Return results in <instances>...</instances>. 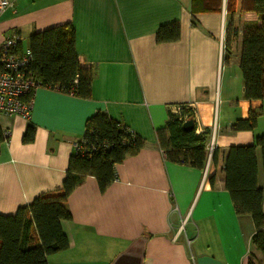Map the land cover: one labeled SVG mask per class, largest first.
<instances>
[{
	"label": "crops",
	"instance_id": "1",
	"mask_svg": "<svg viewBox=\"0 0 264 264\" xmlns=\"http://www.w3.org/2000/svg\"><path fill=\"white\" fill-rule=\"evenodd\" d=\"M12 1L0 14V41L19 34L24 50L32 32L71 23L79 62L93 77L88 99L39 87L28 116H0L9 134L0 144V213L61 185L95 111L144 140L115 165L117 178L104 192L87 175L69 194L71 219L60 222L69 246L48 264H247L249 253L264 264L250 242L253 222L235 213L223 172L230 146L264 134V99L244 97L239 66L243 28L260 24L261 15L229 12L227 0L194 13L192 0ZM174 21L179 39L157 43L158 28ZM179 104L194 106L195 132L208 131L207 145H214L216 159L203 169L167 160L158 145L155 130ZM257 105L262 113L253 130L231 129ZM29 124L34 139L24 143ZM256 156L264 186L259 148Z\"/></svg>",
	"mask_w": 264,
	"mask_h": 264
},
{
	"label": "trees",
	"instance_id": "2",
	"mask_svg": "<svg viewBox=\"0 0 264 264\" xmlns=\"http://www.w3.org/2000/svg\"><path fill=\"white\" fill-rule=\"evenodd\" d=\"M219 0H192L191 12L219 9ZM261 15L260 24L243 28L239 66L243 76L244 97L249 101L264 99V0H227L229 12L238 9ZM194 23V21H193ZM177 21L161 25L156 31L157 43L179 39ZM226 46V45H225ZM31 52L30 68L42 87L56 88L82 99L91 97L93 70L80 64L75 49V32L71 23L32 32L28 37ZM182 105L180 115L170 113L165 125L155 130L159 147L167 160L203 169L208 160V131L196 133L182 128V123L194 117V109ZM262 113L261 105L249 109L245 119L237 120L231 129L253 130ZM33 125H28L24 143L32 142ZM8 131L0 125V144L8 139ZM144 140L126 125L101 110L85 121L84 131L69 156L61 185L40 193L12 214L0 213V264H48V256L69 246L61 228L62 220H70L66 202L69 194L87 175L93 176L104 192L116 178L115 165L135 155ZM260 149L264 178V134L252 143L232 145L224 156V186L231 198L235 213L251 218L254 232L251 245L264 256V215L262 198L264 186L258 183L256 150ZM215 150L210 159L215 161ZM214 176H211V180ZM249 253L247 264H254Z\"/></svg>",
	"mask_w": 264,
	"mask_h": 264
},
{
	"label": "built area",
	"instance_id": "3",
	"mask_svg": "<svg viewBox=\"0 0 264 264\" xmlns=\"http://www.w3.org/2000/svg\"><path fill=\"white\" fill-rule=\"evenodd\" d=\"M12 6V0H0V14ZM21 41L19 34L7 36L0 41V116H28L34 92L42 87L30 68L31 52L29 48H20ZM186 106L194 109L193 105ZM181 108L182 105L176 106L177 115H180ZM213 150L214 145L211 143L207 146L208 158ZM162 153L165 156L164 151ZM261 207L264 215V193Z\"/></svg>",
	"mask_w": 264,
	"mask_h": 264
},
{
	"label": "water",
	"instance_id": "4",
	"mask_svg": "<svg viewBox=\"0 0 264 264\" xmlns=\"http://www.w3.org/2000/svg\"><path fill=\"white\" fill-rule=\"evenodd\" d=\"M194 127H195V119L193 117L186 119L182 123V128L185 131H190V130L194 129Z\"/></svg>",
	"mask_w": 264,
	"mask_h": 264
},
{
	"label": "rangeland",
	"instance_id": "5",
	"mask_svg": "<svg viewBox=\"0 0 264 264\" xmlns=\"http://www.w3.org/2000/svg\"><path fill=\"white\" fill-rule=\"evenodd\" d=\"M25 42V40H23Z\"/></svg>",
	"mask_w": 264,
	"mask_h": 264
}]
</instances>
